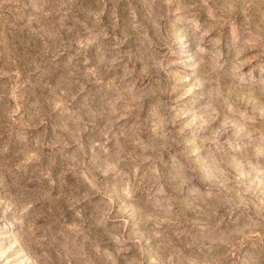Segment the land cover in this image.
Wrapping results in <instances>:
<instances>
[{"label": "rangeland", "instance_id": "1", "mask_svg": "<svg viewBox=\"0 0 264 264\" xmlns=\"http://www.w3.org/2000/svg\"><path fill=\"white\" fill-rule=\"evenodd\" d=\"M0 264H264V0H0Z\"/></svg>", "mask_w": 264, "mask_h": 264}]
</instances>
